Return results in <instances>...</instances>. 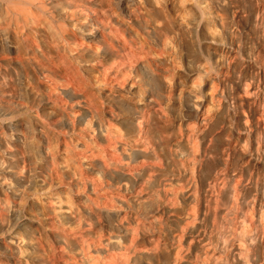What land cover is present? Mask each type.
<instances>
[{"label": "rangeland", "instance_id": "obj_1", "mask_svg": "<svg viewBox=\"0 0 264 264\" xmlns=\"http://www.w3.org/2000/svg\"><path fill=\"white\" fill-rule=\"evenodd\" d=\"M92 1L0 0V264H264V0Z\"/></svg>", "mask_w": 264, "mask_h": 264}, {"label": "bare ground", "instance_id": "obj_2", "mask_svg": "<svg viewBox=\"0 0 264 264\" xmlns=\"http://www.w3.org/2000/svg\"><path fill=\"white\" fill-rule=\"evenodd\" d=\"M90 1H91V4L88 6L87 3H84L83 4V1H78L77 2V0H73L74 4L80 5L83 9H85V6H88V7H86V9H89V10L92 9V10H94L93 13H95V10L96 9H99V3L95 2V1H92V0H90ZM99 10L102 13V18H101V22L100 23H96V24L97 25L99 24L100 26L94 27V28L93 27H90L91 28V31H90L91 37H93V35H92L93 33H98V29H101V28H104L105 29L106 25L107 26L109 25V27H108L109 32H111L113 34L117 33V29L114 28L111 25V23L109 22L108 15H107L105 9L100 8ZM36 19L38 20V17ZM38 21H40V19ZM105 21H107V23ZM89 25H91V24H89ZM64 31H65V29H64ZM87 31H89V30H87ZM102 34L104 35L103 32H102ZM1 36L3 38L5 37L4 34H2ZM111 36L112 35L110 34V37ZM102 43L109 44L111 46V48H114V46H113L114 43L111 40L108 41V43L107 42H102ZM142 44L143 43H141V45ZM98 45H100V43ZM120 47L122 49H124L126 51V53H130L128 57H129V60L131 62H134L138 58V56L139 57H142L143 54H144V49L143 48H142L143 51L137 52V49H135L134 47H132V44L127 39H125V38H122ZM105 51H107V50H105ZM58 59H60V58H58ZM112 64H114V63H112ZM112 64L111 63H108L107 61H104V62L102 61V66H101L102 67V72H101V77L102 78H101V81L98 82V85H103V86L107 87V86H109L112 83L111 82V79H110V77L108 75V69L106 67V66H112ZM79 71H80L79 63H73V64L66 65L65 66L64 76H63V79H62V88L66 92H68L69 94L79 93L81 95V97L84 98L85 104H87L88 106H90V108L92 107V109H94L96 111L97 117L100 118L99 117V114H100V106L97 104V101L95 100L96 98L94 96V92H93L94 90H92L93 88H91V85H90V83L88 81V79L89 78H92L93 76H91V74H88L89 76L84 77V76H82L79 73ZM2 98H6L4 94L2 95ZM140 108H141L140 106H137L134 110L136 112H139V109ZM93 117H95V116H93ZM91 121H92L91 119H87V124L89 126L92 125ZM101 121H102V119H101ZM113 128L114 127L111 125V126L108 127V129L105 130L106 133H107V135H108V138H109V141H108V144L109 145H111V141H113V139L111 138V136L114 134ZM15 130H17V129H15ZM14 180H15L16 183L21 184V185H23V184L26 183V180L25 179H22V178H17L16 177ZM29 221H30L29 218L27 216H25V214H17L16 217H15L13 226H12V229L14 230V232L20 234L22 236L23 241L27 245L32 244L31 237L24 232V227L27 225V223ZM256 261H257V257H256Z\"/></svg>", "mask_w": 264, "mask_h": 264}]
</instances>
